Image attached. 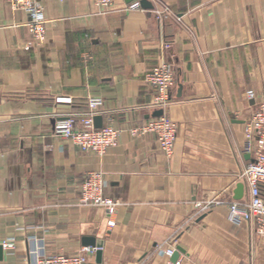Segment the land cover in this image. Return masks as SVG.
<instances>
[{"label":"crops","instance_id":"0c3cea01","mask_svg":"<svg viewBox=\"0 0 264 264\" xmlns=\"http://www.w3.org/2000/svg\"><path fill=\"white\" fill-rule=\"evenodd\" d=\"M37 1L41 44L27 13L0 0V241L16 242L0 264H35L39 245L71 256L83 238L102 241L100 264H166L170 246L183 250L179 264H264V238L230 222L227 208L247 197L234 191L250 162L245 124L264 99V0H147L151 9L111 0L106 14L92 0ZM162 56L176 79L162 111L177 126L169 159L155 136L130 133L159 111L144 76ZM92 97L103 100L102 126L121 132L101 157L53 133ZM89 172L121 203L112 228L101 208L79 205ZM211 199L222 205L197 215Z\"/></svg>","mask_w":264,"mask_h":264},{"label":"built area","instance_id":"2783aa9c","mask_svg":"<svg viewBox=\"0 0 264 264\" xmlns=\"http://www.w3.org/2000/svg\"><path fill=\"white\" fill-rule=\"evenodd\" d=\"M13 8L23 10L29 17L27 24L28 31L34 41L41 44L45 40L46 20L43 8L37 0H6ZM100 14L112 11L111 0H92ZM130 9H138L139 2H132ZM169 49L167 43H163L162 50ZM145 81L154 90V98L151 108L164 111L171 100V93L176 85L174 67L172 63L162 56L158 64L149 69L144 76ZM246 98L254 99V92L247 91ZM57 104L71 105L70 97L55 98ZM103 106L101 98L87 99V112L84 114H70L64 120L54 125L53 133L56 136L69 140L82 152H89L97 156H104L108 149L117 146L119 142L120 130L112 126L94 127L93 118L99 114V109ZM131 135L151 134L155 136L162 154L166 158H171L177 136V126L164 115L148 120L142 126L132 128ZM245 145L244 153L250 157V162L242 170L239 179L243 182L247 191V197L241 201H234L227 204L228 219L234 224H239L242 220L251 222L256 235L264 238V99L257 104L250 120L245 124L244 130ZM107 182L101 172H89L84 177L81 184L79 205L84 207L101 208L107 219L108 228L115 226L114 216L120 202L108 198L104 195ZM222 205V202L211 199L199 202L194 205L197 215L210 212L214 207ZM36 241L35 237H29ZM0 246L5 253L16 249V242L13 238H6L0 241ZM174 247L170 246L163 255L171 258ZM96 248L82 247L80 251L71 256H48L43 246L39 245L38 253L35 256V264H87L90 257L94 256ZM166 264L172 263L169 260Z\"/></svg>","mask_w":264,"mask_h":264},{"label":"water","instance_id":"95a60500","mask_svg":"<svg viewBox=\"0 0 264 264\" xmlns=\"http://www.w3.org/2000/svg\"><path fill=\"white\" fill-rule=\"evenodd\" d=\"M127 3L133 1V0H125ZM139 4L141 5V7L145 8V9H151L152 6L151 4L147 1V0H139ZM155 117H160L162 116V111L159 110L154 114ZM93 122H94V127L99 129L102 127V118L99 116H95L93 118ZM244 193V185L242 183L237 184L236 189L234 191V198L236 200H240L243 196ZM82 246L83 247H93L96 248V262L97 264L101 263V249H102V241L100 240H94L93 238H83L82 239ZM183 250L181 248H176L175 251L173 252L172 256H171V261L175 262L178 257L179 254L182 253ZM2 257V248L0 246V259Z\"/></svg>","mask_w":264,"mask_h":264}]
</instances>
